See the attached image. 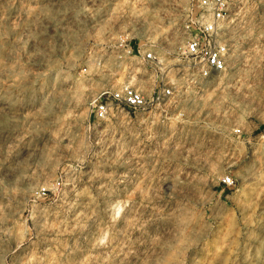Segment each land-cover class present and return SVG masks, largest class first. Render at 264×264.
<instances>
[{
    "label": "rangeland",
    "instance_id": "rangeland-1",
    "mask_svg": "<svg viewBox=\"0 0 264 264\" xmlns=\"http://www.w3.org/2000/svg\"><path fill=\"white\" fill-rule=\"evenodd\" d=\"M188 9L0 0V264H264V0L232 3L226 66L197 80L175 61ZM165 75L151 110L94 117Z\"/></svg>",
    "mask_w": 264,
    "mask_h": 264
},
{
    "label": "built area",
    "instance_id": "built-area-1",
    "mask_svg": "<svg viewBox=\"0 0 264 264\" xmlns=\"http://www.w3.org/2000/svg\"><path fill=\"white\" fill-rule=\"evenodd\" d=\"M188 1V14L181 25L175 61L177 66L185 68L190 79H204L226 66L229 46L223 37V29L236 0ZM137 54L141 62L152 64L158 61L157 52L152 48L138 49ZM170 79L167 75L160 77L150 96L132 84H124L115 90L104 89L93 101L94 117L105 119L113 108H125L129 112L149 111L173 95L176 82ZM221 182L226 186L234 185L230 175L222 176Z\"/></svg>",
    "mask_w": 264,
    "mask_h": 264
}]
</instances>
